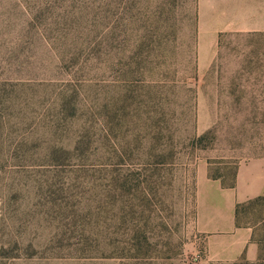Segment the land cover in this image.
<instances>
[{"label":"rangeland","instance_id":"rangeland-1","mask_svg":"<svg viewBox=\"0 0 264 264\" xmlns=\"http://www.w3.org/2000/svg\"><path fill=\"white\" fill-rule=\"evenodd\" d=\"M159 1H141V21ZM177 1L176 45L174 19L166 30L170 70L132 57L143 32L125 23L113 32L112 23L108 51L72 83L53 33L33 21L46 0H0V264H215L198 232L196 182L205 168L226 187L240 163L264 157V30H252L264 28V0ZM73 107L79 116L64 118ZM101 110L109 149L142 165L163 146L162 118L176 167L160 189L152 168L140 170L150 179L136 198L123 193L119 209L96 219L92 185L45 152L71 149ZM238 219L262 238L263 202Z\"/></svg>","mask_w":264,"mask_h":264},{"label":"trees","instance_id":"trees-1","mask_svg":"<svg viewBox=\"0 0 264 264\" xmlns=\"http://www.w3.org/2000/svg\"><path fill=\"white\" fill-rule=\"evenodd\" d=\"M141 1L143 0H46L44 8H39L40 12L34 16L33 21L43 25L46 31L53 33L51 40L62 51L61 64L66 73L74 78L71 80L72 83L82 81L81 74L85 73L90 60L104 55L108 51L106 37L107 34H110L112 23L113 32L124 27V23L125 27L127 25L137 27L139 33L143 32L142 36L137 37L133 43V50L129 51V54H132V57L139 54V60L142 62H146L152 57L156 69L166 72L170 70L172 61L168 55L174 51H169L166 48L168 44V40H166L167 24L174 19L170 27H172L173 33L172 43L176 45L177 36L174 26L178 16V1L171 0L170 4V0H160L157 7L143 10L142 21L139 10ZM92 39L95 42H92ZM116 49H118L117 46ZM173 49H175L174 46ZM79 112L78 108L73 107L70 114L64 118L75 119L76 116H79ZM104 115V110L88 114L80 126L71 149L51 146L47 147L45 152L48 163L68 169L67 173L83 175L82 180L92 185V190L95 192L93 211L96 219L102 218L108 208L119 209L118 205L122 202L123 193L126 192L128 196L136 198L140 185L147 183L153 176L159 179L158 183L154 182L157 189L171 187L173 182L171 171L176 167L175 152L164 149L167 147L165 140L169 141L166 133L170 129L163 124L162 118L156 121L155 139L158 143H163L161 144L163 146L157 154L149 155L153 157V162H146L145 165H142L136 163L138 158L134 153L125 157L119 151L113 152L109 149V133ZM112 168L115 169L112 171L115 176L109 183L108 177ZM148 168H152L150 178H145V175L142 177L140 170L147 172ZM166 175L170 176V180L167 178V184L164 182ZM235 176L236 173L231 184L225 188L234 187ZM211 180L218 181L219 178L214 177ZM259 202L264 203V198H256L236 206L237 227L243 226L238 219L240 209ZM252 240L259 246L258 261H264L262 256L264 234L260 239H255L254 234Z\"/></svg>","mask_w":264,"mask_h":264},{"label":"crops","instance_id":"crops-1","mask_svg":"<svg viewBox=\"0 0 264 264\" xmlns=\"http://www.w3.org/2000/svg\"><path fill=\"white\" fill-rule=\"evenodd\" d=\"M252 30H264L254 27ZM198 232L206 235V253L215 264H234L238 260L255 263L259 246L253 241L255 227L236 226V206L264 198V157L240 163L233 188L211 180L204 168L196 182ZM262 256L264 259V244Z\"/></svg>","mask_w":264,"mask_h":264}]
</instances>
